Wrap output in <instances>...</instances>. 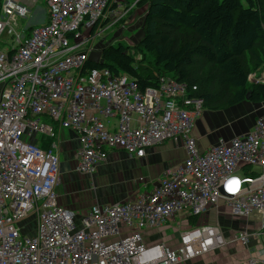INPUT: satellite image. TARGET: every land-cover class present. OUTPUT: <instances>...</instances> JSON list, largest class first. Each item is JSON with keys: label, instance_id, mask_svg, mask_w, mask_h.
I'll list each match as a JSON object with an SVG mask.
<instances>
[{"label": "built area", "instance_id": "obj_1", "mask_svg": "<svg viewBox=\"0 0 264 264\" xmlns=\"http://www.w3.org/2000/svg\"><path fill=\"white\" fill-rule=\"evenodd\" d=\"M138 1L1 0L0 264L189 262L227 243L219 225H179L176 249L148 243L145 231L199 218L221 202L245 222L236 241L264 238V112L251 131L202 151L194 129L204 99L188 96L186 83L162 77L158 88L141 90L127 73L86 67L96 38ZM249 79L264 82L256 72ZM64 129L79 135L81 174L92 176L111 150L141 158L166 141L186 157L135 197L93 205L79 225L57 193ZM34 134L50 147L30 140ZM31 213L34 236L20 226Z\"/></svg>", "mask_w": 264, "mask_h": 264}, {"label": "trees", "instance_id": "obj_2", "mask_svg": "<svg viewBox=\"0 0 264 264\" xmlns=\"http://www.w3.org/2000/svg\"><path fill=\"white\" fill-rule=\"evenodd\" d=\"M137 4L146 10L142 39L134 45L110 44L102 49L99 61L89 58L88 69L127 73L141 90L158 88L162 77L172 78L186 83L187 95L203 98L204 109L209 110L264 100V82L249 79L264 66V0H139ZM33 141L45 149L52 142L38 135Z\"/></svg>", "mask_w": 264, "mask_h": 264}, {"label": "crops", "instance_id": "obj_3", "mask_svg": "<svg viewBox=\"0 0 264 264\" xmlns=\"http://www.w3.org/2000/svg\"><path fill=\"white\" fill-rule=\"evenodd\" d=\"M144 10L140 7L141 13ZM145 12L137 15L143 17ZM36 19L42 22V15H36ZM256 75L264 78V66L256 72ZM263 112L264 100L260 102L245 100L222 110L204 109L197 118L194 129L198 147L204 151L217 145L220 140L229 141L251 131ZM79 147L77 132L61 130L58 199L60 205L74 211L75 221L78 223L95 204L124 202L135 197L139 191L148 190L164 176L168 168L183 162L186 157L184 149L177 148L172 141L149 147L146 156L141 158H130L125 151L111 150L107 161L98 164L96 172L90 176L77 171ZM140 177L145 178L146 181L139 182ZM177 222L182 228L195 224H217L221 227L227 241L223 247L201 258L180 264H249L252 258L259 261L264 259V238L251 237L250 243L246 246L235 240L236 232L245 226L244 220L234 217L229 207L223 202L217 206H211L204 215L197 218L195 223L184 218L177 219ZM170 224L145 231L146 241L148 243L162 242L173 249L178 248L180 242L175 232L174 238H158L162 232L171 229ZM251 228L255 227L251 226Z\"/></svg>", "mask_w": 264, "mask_h": 264}, {"label": "rangeland", "instance_id": "obj_4", "mask_svg": "<svg viewBox=\"0 0 264 264\" xmlns=\"http://www.w3.org/2000/svg\"><path fill=\"white\" fill-rule=\"evenodd\" d=\"M41 6L43 5L41 4ZM137 7L129 11L126 19L120 21L119 23L115 25L110 26L106 31H104L100 36L96 38V41L92 48L93 50L90 51V57L92 59L99 61L101 59L102 49L109 46L110 44L117 46L118 43L122 41L126 44L134 45L142 39L144 16L141 17L140 15L144 14V11L146 10H144L143 13H141L140 6H137ZM43 8L45 7L43 6ZM138 13H140V15H137ZM34 26H38V25H34ZM141 57L142 56L139 55V58ZM42 120L46 121L45 119H42ZM38 136L41 137L44 135L38 134ZM34 137H35V134L32 135V138H30V140H33ZM138 181L140 182V179H138ZM223 203H225L229 207V209H231L228 203L226 202H223ZM76 224H79V223L76 221ZM179 225L180 224L177 222V220L172 222L170 224L171 229H168L162 232L158 236V238L159 239L161 237H166L168 239L174 238L175 235L176 236L178 235ZM20 226L22 227L21 229L22 234L28 235V236H34L36 232V216H34L31 213L29 217L22 220V222L20 223ZM174 232H175V235H174Z\"/></svg>", "mask_w": 264, "mask_h": 264}]
</instances>
